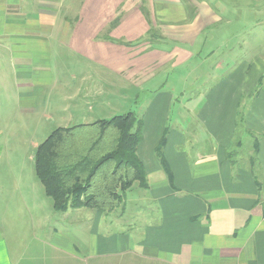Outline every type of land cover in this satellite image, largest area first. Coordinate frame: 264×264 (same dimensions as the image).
<instances>
[{
    "label": "crops",
    "instance_id": "crops-1",
    "mask_svg": "<svg viewBox=\"0 0 264 264\" xmlns=\"http://www.w3.org/2000/svg\"><path fill=\"white\" fill-rule=\"evenodd\" d=\"M172 1L0 0L4 127L12 119H55L61 112L88 124L92 114L110 105L140 104L146 90H155L145 115L131 111L143 121L138 152L149 188L135 204L130 229L101 234L106 212L70 208L68 217L91 216L93 240L86 244L73 233L71 240L38 239L16 264H264V57L249 53L236 61L227 54L231 39L219 38L222 56L213 71L232 64L231 71L205 96L181 100L186 74L167 90L157 72L190 61L197 65L189 48L218 19L205 24L196 16L161 12ZM142 5L151 11L149 20ZM151 25L159 31L154 42L148 38ZM73 57L97 66L65 67ZM78 73L101 77L77 80ZM174 101L190 105L193 113L172 118L168 108ZM164 135L173 185L156 152ZM206 140L208 149L201 146ZM122 207L118 217L124 222L127 205Z\"/></svg>",
    "mask_w": 264,
    "mask_h": 264
},
{
    "label": "rangeland",
    "instance_id": "rangeland-1",
    "mask_svg": "<svg viewBox=\"0 0 264 264\" xmlns=\"http://www.w3.org/2000/svg\"><path fill=\"white\" fill-rule=\"evenodd\" d=\"M201 1L189 0L191 7L187 9L185 3L180 2L178 5L173 0L172 5L167 6L166 11H163V7L160 8L161 12H166L174 18L196 16L198 19H204L205 24L212 23L213 19H218V24L208 26L203 32V38L202 40L200 38L197 46L189 48L195 54L197 65L194 61H190L182 68L168 70L167 66L157 72V79L162 82L161 85H165L167 90L170 86L174 88L173 84L180 74L182 76L186 74L187 80L186 84H182L181 100L190 101L205 96L212 88V84L226 77L231 71L232 64L226 67L225 72H218L215 68L213 71V62L218 59L219 54L222 56L223 49L218 51L216 46L223 43L218 40L219 38L228 36L227 38L231 39L229 44L233 45V51H229L227 54L234 57L236 61L249 53L253 57L258 54L264 57V0ZM157 36L159 35L157 34ZM214 37H216V41L213 39ZM173 44L168 42L166 46ZM244 44H248L249 49L245 50ZM215 49V53H212ZM90 65L97 66L95 63L78 57L67 59L65 62V67H87ZM169 73L170 77L168 78ZM77 76V80L82 76L91 77L94 80H99L101 77L98 73L89 75L78 73ZM181 90L177 91L181 92ZM154 93L155 90H146L145 96L140 99V104L127 102L117 106L110 105L106 112L92 114L84 123H93L101 119L108 120L131 111L141 117L148 112V103ZM192 110L190 105L185 107L180 102L174 101L168 108V114L174 118L178 114L193 113ZM43 116L38 115V120L29 122H24L21 118L12 119L6 122L7 127H4L5 123L2 120L0 121V128L3 130L0 134V264H16L17 258L21 254H26L29 247L38 239L52 241V239L60 237L61 240H71L73 239L71 233H73L88 244L94 237L93 227L95 226L91 222V216L76 220L77 217H68L64 212L54 209L53 200L46 194L35 167L37 148L52 131L58 127L73 126L82 122L76 119L67 120L70 114L63 112L59 113L55 119H47L45 115ZM78 116L75 115L74 118ZM245 141L247 142V140ZM208 144L209 141L206 140L201 143V146L208 149ZM146 192L147 190L135 182L126 193L125 221L122 222V219L118 217L123 209V207H119L113 213L105 215L107 221L100 228V233L117 234L130 229L129 224L132 222L131 215L134 212L135 204L139 203L140 195ZM84 210L89 214L96 212L94 209L85 208ZM56 229H58L59 235H56Z\"/></svg>",
    "mask_w": 264,
    "mask_h": 264
},
{
    "label": "trees",
    "instance_id": "trees-1",
    "mask_svg": "<svg viewBox=\"0 0 264 264\" xmlns=\"http://www.w3.org/2000/svg\"><path fill=\"white\" fill-rule=\"evenodd\" d=\"M182 1L187 9L191 7L189 0ZM141 11L151 18L147 6L142 5ZM157 34L151 25L149 40L154 42ZM142 141L143 121L133 112L52 131L37 148L35 167L54 209L109 213L125 205L126 193L135 182L148 189L147 170L138 152ZM165 143L166 135L156 152L173 185V172L163 154Z\"/></svg>",
    "mask_w": 264,
    "mask_h": 264
}]
</instances>
